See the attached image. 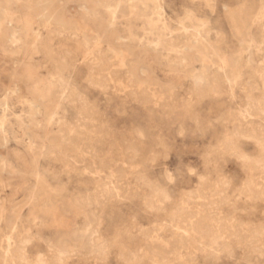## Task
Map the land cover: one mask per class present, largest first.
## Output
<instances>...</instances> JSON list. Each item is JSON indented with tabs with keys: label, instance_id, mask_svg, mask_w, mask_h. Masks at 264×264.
Segmentation results:
<instances>
[{
	"label": "rangeland",
	"instance_id": "obj_1",
	"mask_svg": "<svg viewBox=\"0 0 264 264\" xmlns=\"http://www.w3.org/2000/svg\"><path fill=\"white\" fill-rule=\"evenodd\" d=\"M41 2L0 0V264H264V0Z\"/></svg>",
	"mask_w": 264,
	"mask_h": 264
},
{
	"label": "bare ground",
	"instance_id": "obj_2",
	"mask_svg": "<svg viewBox=\"0 0 264 264\" xmlns=\"http://www.w3.org/2000/svg\"><path fill=\"white\" fill-rule=\"evenodd\" d=\"M60 2H63V5L60 4ZM70 2H72V0H43V2H41L39 7H35L32 9L31 14H33V16H35L36 18H38L39 20L43 21V22H48L51 25L57 27V29L59 31H65V30H70L71 25L73 24L72 19L70 16H67V14L65 13V6L66 4H69ZM83 6V3H81ZM90 7V6H89ZM67 8V7H66ZM83 8V7H82ZM73 10V9H72ZM86 10V9H85ZM69 11V10H68ZM30 14V13H29ZM83 15V13H82ZM32 16V17H33ZM31 18V17H30ZM30 18L28 20H30ZM0 20L2 22H5L6 24L10 23V16L7 12H3L0 15ZM33 29L30 30L31 32V36L33 39V42L37 41L39 39V34H34L32 33ZM55 31V30H54ZM73 33V32H72ZM57 34V33H56ZM63 35V34H62ZM66 35V34H65ZM70 35V33H69ZM83 37V36H82ZM72 38V37H71ZM83 39V38H82ZM123 41V40H122ZM85 42V41H83ZM32 43V42H31ZM34 45V43H33ZM262 45V44H261ZM33 48V47H31ZM33 51V50H32ZM245 51V50H244ZM264 60V59H263ZM113 64V63H112ZM110 65V64H109ZM246 66V65H245ZM248 66V65H247ZM138 73V72H137ZM250 78V77H249ZM99 82V81H98ZM143 83V82H142ZM43 84V83H42ZM50 86V85H49ZM245 86V85H244ZM206 87V86H205ZM229 87V86H228ZM41 94V93H40ZM215 95V94H214ZM261 102V101H259ZM255 110V109H254ZM245 112V111H244ZM247 114V113H246ZM260 115V114H259ZM263 121V120H262ZM263 123V122H262ZM261 131V130H260ZM236 132V131H235ZM259 133V132H258ZM226 138V137H225ZM253 138V137H252ZM261 139V138H260ZM258 139V140H260ZM255 142V141H254ZM260 142V141H257ZM226 145V144H225ZM263 145V144H262ZM233 147V146H232ZM262 147V146H261ZM72 149V148H71ZM228 149V148H227ZM264 150V149H263ZM94 156V155H93ZM260 161V160H259ZM258 161V162H259ZM254 162V161H253ZM252 162V163H253ZM257 162V163H258ZM253 165V164H252ZM264 165V164H263ZM246 166V165H245ZM250 167V166H249ZM252 167V166H251ZM264 168V167H263ZM249 170V169H248ZM264 170V169H263ZM261 172V171H260ZM262 174V172H261ZM139 179V178H138ZM251 181V180H250ZM250 184V183H249ZM261 184V183H260ZM248 188V187H247ZM254 189V188H253ZM250 191V190H249ZM213 194V193H212ZM221 195V194H220ZM251 195V194H250ZM250 197V196H249ZM261 198V197H260ZM151 206V205H150ZM215 220V219H214ZM218 220V219H217ZM57 221V220H56ZM55 221V222H56ZM11 222V221H10ZM58 222V221H57ZM185 222V220H184ZM237 224V223H236ZM199 226V224H198ZM246 227V226H245ZM227 228V227H226ZM237 228V227H236ZM206 230V229H205ZM208 230V229H207ZM206 230V231H207ZM230 230V229H229ZM13 231V230H12ZM213 231V230H212ZM259 231V230H258ZM233 232V231H232ZM11 233V232H10ZM15 233V232H14ZM205 233V231H204ZM245 233V232H244ZM255 233V232H254ZM186 235V234H185ZM214 235V234H213ZM238 235V234H237ZM257 235V234H256ZM255 235V236H256ZM263 235V234H262ZM9 236V235H8ZM14 236V235H13ZM172 236V235H171ZM236 236V235H235ZM9 238V237H8ZM12 238V237H11ZM10 238V239H11ZM233 238V237H232ZM235 238V237H234ZM239 239V238H238ZM8 240V239H7ZM242 240V239H241ZM13 242V241H12ZM251 243V242H250ZM7 244V243H6ZM5 244V245H6ZM5 248V247H4ZM15 248V247H14ZM12 250V248L10 247V243L7 244L6 248L4 251H6V256L7 258H11V253L9 254L8 251H22V249H17V250ZM227 249V248H226ZM254 250V249H253ZM229 251V250H228ZM92 252V251H91ZM57 254V253H56ZM93 254V253H92ZM24 255V254H23ZM1 256V255H0ZM61 256V255H59ZM14 257V256H13ZM37 257V256H35ZM64 257V256H63ZM17 258V257H16ZM22 258V257H20ZM12 259V258H11ZM59 259V258H58ZM14 260V259H13ZM17 260V259H16ZM37 260V259H36ZM55 260V258H54ZM15 261V260H14ZM18 261V260H17ZM19 262V261H18ZM15 264V262H13ZM17 263V262H16ZM59 263V262H58ZM62 263V261H61ZM21 264V263H20ZM153 264V263H152Z\"/></svg>",
	"mask_w": 264,
	"mask_h": 264
}]
</instances>
